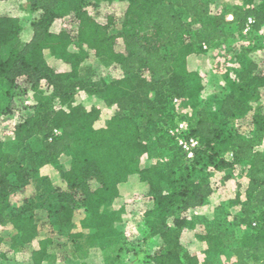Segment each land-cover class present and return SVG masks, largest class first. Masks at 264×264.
I'll return each instance as SVG.
<instances>
[{"label": "trees", "instance_id": "trees-1", "mask_svg": "<svg viewBox=\"0 0 264 264\" xmlns=\"http://www.w3.org/2000/svg\"><path fill=\"white\" fill-rule=\"evenodd\" d=\"M211 1L101 0L103 10L96 17L85 8L86 0H30L27 15L19 0H0V79L6 81L8 97L4 113L24 109L26 91L43 82L58 102V107L33 113L16 125L14 138L24 149L22 156L6 149L0 115V240L2 229L16 231L22 243L32 244V262L44 261L52 238L40 236L38 214L43 211L49 218L52 208H36L23 194L41 161L58 163L68 153L70 165L61 169L53 189L58 215L83 209L81 226L93 239L116 236L115 213L103 207L123 194L139 192L153 200L146 212L150 234L164 243L151 255L153 264H219L201 262L183 246L186 213L205 205L214 193L208 175L198 174L247 164L244 198L238 192L226 207L228 212L239 207L235 221L213 226L204 220L208 230L198 237L210 255L228 253L234 257L232 264H264V150L259 148L264 114L255 116L250 135L227 127L261 103L264 0L257 6L237 5L228 13L214 12ZM72 7L79 46L62 26L66 9ZM250 17L254 23L249 33L257 41L242 48L243 62L233 51L240 62L236 77L228 74L223 84L205 82L198 64L203 44L209 45L208 53L234 50L237 33ZM16 42L21 45L4 52ZM90 51L122 71L118 78L99 82L105 105L115 111L108 126H95L101 115L97 106L65 108L87 86L81 79ZM53 56L61 59L58 66L49 63ZM176 97L199 104L204 98L215 100L212 108L196 106L195 119L189 121L190 133L200 140L192 160L168 132L179 119ZM144 129L154 132L157 148L164 151L159 162L148 166L142 165L143 156L156 153L143 138ZM34 138L40 142L37 150L29 145ZM17 195L26 205L20 211L15 209ZM177 210L183 215L173 216Z\"/></svg>", "mask_w": 264, "mask_h": 264}, {"label": "rangeland", "instance_id": "rangeland-1", "mask_svg": "<svg viewBox=\"0 0 264 264\" xmlns=\"http://www.w3.org/2000/svg\"><path fill=\"white\" fill-rule=\"evenodd\" d=\"M20 2V0H19ZM101 0H86L85 8L93 16H99L102 13ZM262 0H212L211 6L214 12H230L237 5L257 6ZM23 15L29 14L25 8V3H20ZM62 26L70 32L74 43L79 46L77 37L78 20L73 7L67 8ZM263 35V34H262ZM257 41L250 33H237L234 50L220 51L216 49L208 54L198 56L199 70L203 79L207 83H225L229 76L226 71L233 62L230 55L233 51L239 53L240 62L245 59L242 48ZM20 46V42L9 45L5 53L12 46ZM240 62L238 64L240 65ZM52 66H58L61 59L57 56L49 58ZM84 75L82 82L87 84L83 89H79L73 102L67 106L69 109L72 105L81 103L90 108L97 106L101 108V115L96 127L108 126L114 110L108 108L99 92L102 80L118 78L122 75L120 67L100 58L90 51L84 59ZM264 71L261 64L260 69ZM7 84L4 79H0V115L2 114L3 134L5 137L6 149L18 156H22L24 149H21L14 138L16 125L27 116L37 113L38 111H47L51 107H58V102L54 96L51 87L43 82L38 87L29 89L25 93L24 109L15 110L11 113H4L8 103L6 95ZM215 100L204 98L203 102L191 101L189 98H180L175 105L178 117L188 121L195 119V107L212 108ZM264 114V89L262 90L261 103L248 111L244 116L231 120L228 128L244 135H250L255 131V116ZM144 126V124H142ZM143 138L148 141L150 149L155 151L156 155L150 153L142 158V165L148 166L159 162L164 151L157 148L156 135L152 131L143 130ZM30 147L34 150L39 148L40 142L37 138L29 142ZM264 150V138L259 145ZM225 156L230 157L229 154ZM29 159V157H28ZM163 160H167L166 157ZM70 165V155L68 153L61 156L58 163L50 161H41L38 171L34 173L30 184L27 185L23 196H28L36 208L51 209L52 215L47 218L43 211H40V236L51 237L52 244L49 253L41 264H153L151 255L164 248L163 241L158 236L150 234V221L146 215L147 210L154 205L153 200L139 192H128L115 198L110 204L103 207L105 212H114V225L118 234L103 239H93L91 231L85 230L81 226V219L86 215L83 209L74 210L70 215L63 213L58 215L55 210L58 206L54 184L60 179V171ZM208 175L207 178L214 188V193L208 199L203 208L191 209L186 215L189 222L181 235L183 246L190 252L199 255L201 262L212 259L219 264H232L234 257L228 253H219L210 255L207 253V244L201 240L198 235L205 233L208 228L204 220L211 221V225L216 226L220 222H233L235 215L238 214L239 207H230L229 212L226 210L227 204L233 200L237 193L242 194L248 184V167L242 164L229 169L211 168L208 173L198 174ZM21 195L14 197L16 200L15 209L20 211L26 205L20 202ZM181 211H175L173 216H182ZM216 228V227H215ZM2 239L0 240V264H34L29 258L32 244L21 242L19 234L10 229L1 230ZM194 254V253H193Z\"/></svg>", "mask_w": 264, "mask_h": 264}, {"label": "built area", "instance_id": "built-area-1", "mask_svg": "<svg viewBox=\"0 0 264 264\" xmlns=\"http://www.w3.org/2000/svg\"><path fill=\"white\" fill-rule=\"evenodd\" d=\"M229 20L233 19V14H229L227 16ZM254 23L253 17H250L248 19V22L246 24L245 29L243 30V33H249L252 28V24ZM261 34L264 35V31H260ZM203 50L205 53L208 54L209 45L203 44ZM230 55L233 57V62L229 68L226 69V71L229 73V75L232 78L236 77V70L239 68V64L236 58V54L234 52L230 53ZM264 66V64H263ZM180 98L176 97L174 98V104L176 105L179 102ZM189 121L186 119H177L175 123L169 127L168 132L169 134L176 140L177 144L181 147V149L185 152L186 158L188 160H192L195 158L196 151L200 147V140L197 136L190 133V125ZM56 134H59V130H55ZM256 224V222H254Z\"/></svg>", "mask_w": 264, "mask_h": 264}, {"label": "crops", "instance_id": "crops-1", "mask_svg": "<svg viewBox=\"0 0 264 264\" xmlns=\"http://www.w3.org/2000/svg\"><path fill=\"white\" fill-rule=\"evenodd\" d=\"M22 2V0H20V3ZM23 2L25 3V8L27 10L30 11V0H23ZM205 206V205H204ZM204 206H200V207H197V208H193V209H198V208H203ZM191 253H194L196 254L195 252H191ZM198 255V254H197ZM199 256V255H198Z\"/></svg>", "mask_w": 264, "mask_h": 264}]
</instances>
